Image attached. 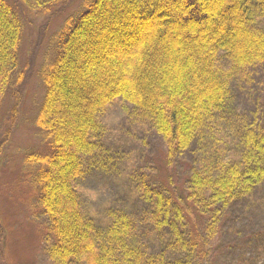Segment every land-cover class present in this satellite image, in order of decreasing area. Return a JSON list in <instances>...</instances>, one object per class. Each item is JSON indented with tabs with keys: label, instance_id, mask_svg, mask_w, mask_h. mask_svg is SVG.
<instances>
[{
	"label": "trees",
	"instance_id": "16d2710c",
	"mask_svg": "<svg viewBox=\"0 0 264 264\" xmlns=\"http://www.w3.org/2000/svg\"><path fill=\"white\" fill-rule=\"evenodd\" d=\"M19 1L49 12L67 0ZM82 2L53 34L35 119L47 145L27 154L53 238L49 255L54 264H191L197 236L214 240L224 221L236 222L235 206L253 200L264 185V96L252 119L236 112L233 122L222 115L235 110V72L264 62V0ZM24 28L18 9L0 0V119L21 80ZM223 53L232 61L228 72L219 65ZM117 99L152 123L168 156H191L174 188L141 182L143 217L154 228L157 249L143 246L139 221L124 210H113L105 228L95 229L76 190L87 168L83 159L97 149L100 114ZM197 136L202 146H192ZM262 225L241 234L242 240L252 237L255 251L233 264H258ZM176 251L186 257L169 260ZM205 256L212 264L209 252Z\"/></svg>",
	"mask_w": 264,
	"mask_h": 264
},
{
	"label": "rangeland",
	"instance_id": "374dc122",
	"mask_svg": "<svg viewBox=\"0 0 264 264\" xmlns=\"http://www.w3.org/2000/svg\"><path fill=\"white\" fill-rule=\"evenodd\" d=\"M9 1L18 9L25 28L19 52L21 80L14 92L9 91L0 119V264H54L49 255L53 241L49 221L39 205L38 191L32 182L35 167L27 162V154L37 149L44 151L47 145L35 119L45 93L41 72L54 48L53 34L82 9L83 2L67 0L49 12H38L19 0ZM260 23L264 30V20ZM219 65L224 72L232 70V61L224 53L220 55ZM244 72H235L232 79L230 103L235 107L234 112H222L225 119L233 122L236 112L252 119L264 96V62ZM99 118L101 129L94 137L97 149L92 158H82L86 161V172L75 182L83 213L91 219L94 228L99 229L105 228L113 210L127 211L139 221L138 239L143 246L157 249L159 240L154 228L143 217L141 182L152 180L168 189L174 188L191 156L187 153L168 156V147L152 123L144 121L122 99L109 105ZM223 125L232 130L231 126H226L228 122ZM221 132V135L231 133ZM198 137L193 138L192 146H202V139ZM233 210L236 222L224 221L222 232L214 240L197 236V247L189 255L191 264H206V252L212 264H233L245 253L253 255L254 240L252 237L242 240L241 234L264 223V185L253 200L236 205ZM167 257L176 260L186 255L176 251ZM257 258L258 264H264V253Z\"/></svg>",
	"mask_w": 264,
	"mask_h": 264
}]
</instances>
